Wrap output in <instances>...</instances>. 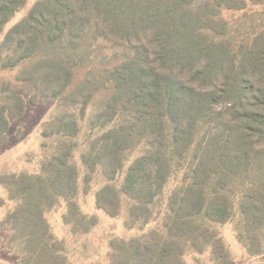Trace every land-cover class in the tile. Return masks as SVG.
<instances>
[{
    "label": "trees",
    "instance_id": "obj_1",
    "mask_svg": "<svg viewBox=\"0 0 264 264\" xmlns=\"http://www.w3.org/2000/svg\"><path fill=\"white\" fill-rule=\"evenodd\" d=\"M25 1L0 0V30ZM261 1L39 0L6 34L5 44L15 42L19 56L2 62L4 67L45 51L67 84L74 75L73 50L93 26L89 15L101 17L108 34L137 41L106 74L103 107L91 122L101 132L90 138L82 161L106 179L97 192L99 207L117 215L125 195L134 224L150 222L154 206L165 204L164 231L114 239L115 264H186L187 248H211L219 264H230L214 226L231 220L236 206L243 225L239 239L250 256L264 255V27L237 44L224 17ZM8 99L0 106V136L26 108L19 91ZM51 123L45 134L61 137L41 173L0 178L22 200L14 222L27 230L28 242L37 239L30 264L66 262L44 216L60 199L67 202L65 221L75 232H88L96 223L81 213L76 199L77 143L69 138L78 135V121L61 115ZM179 171L181 184L166 195Z\"/></svg>",
    "mask_w": 264,
    "mask_h": 264
},
{
    "label": "rangeland",
    "instance_id": "obj_2",
    "mask_svg": "<svg viewBox=\"0 0 264 264\" xmlns=\"http://www.w3.org/2000/svg\"><path fill=\"white\" fill-rule=\"evenodd\" d=\"M37 1L26 0L0 30V106L9 104L8 98L13 91H19L26 102L23 114L14 118L6 134L0 136V178L8 174H40L43 161L53 155L61 137L45 134L53 127V118L67 115L77 119L80 131L76 137L69 138L77 143L72 157V163L80 172L76 199L81 213L88 218L95 217L96 223L88 232H75L65 221L68 207L64 199H60L54 207L46 208L44 216L52 239L59 242V253L65 257V264H115L112 257L114 239L142 238L152 230L164 231L162 216L165 204L162 209L159 203L154 206L155 217L150 222L140 220L134 224L130 215L132 201L125 195H122L117 215H110L99 207L97 192L106 179L100 170L90 172L82 161L90 138L101 132L99 128L92 129L91 122L103 107L107 94L105 87L109 85L106 74L126 53H132V44L137 41L129 43L108 34L107 28L103 29V19L91 14L89 17L93 26L79 40L78 47L73 50L75 53L72 52L75 64L71 83H66V74L57 76L50 65L51 53L45 51L14 66L4 67L2 62L11 56H19L15 42L5 44L6 34L28 15ZM224 17L230 23L231 36L237 44L249 41L255 32L264 27V0L258 4L251 3L245 11H227ZM104 30L107 33L103 34ZM148 39L142 37L145 43ZM87 80L92 83H87ZM122 179L123 176L119 178V185ZM181 182L182 172L179 171L169 181L166 195ZM21 203L19 197H12L0 179V264H30L34 260L29 250L37 239L28 242L27 230L22 225H16L12 217ZM235 211L231 220L214 226L230 254V264H264V255L250 256L244 242L239 239L242 217L238 206ZM183 259L186 264H219L211 248L201 253L187 248Z\"/></svg>",
    "mask_w": 264,
    "mask_h": 264
}]
</instances>
